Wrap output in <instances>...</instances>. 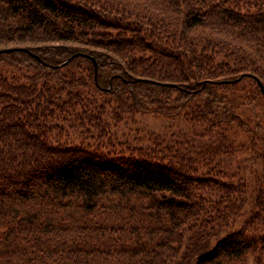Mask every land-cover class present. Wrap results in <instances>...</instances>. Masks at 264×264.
<instances>
[{
	"label": "trees",
	"instance_id": "obj_1",
	"mask_svg": "<svg viewBox=\"0 0 264 264\" xmlns=\"http://www.w3.org/2000/svg\"><path fill=\"white\" fill-rule=\"evenodd\" d=\"M3 47L0 264H264L226 168L264 162V0H0ZM142 112L190 133L113 126Z\"/></svg>",
	"mask_w": 264,
	"mask_h": 264
},
{
	"label": "rangeland",
	"instance_id": "obj_2",
	"mask_svg": "<svg viewBox=\"0 0 264 264\" xmlns=\"http://www.w3.org/2000/svg\"><path fill=\"white\" fill-rule=\"evenodd\" d=\"M12 48L13 47H3L0 49L11 50ZM166 83L170 84L169 82ZM132 123H134L135 127L141 128L146 134H147L146 130H148L150 131L149 133L151 134L158 133V134L166 135L169 133L173 137L177 138L181 136V133H185V134L190 133L189 131L190 128L188 127L187 124L183 123L182 121L176 119L173 121H169L162 117H156L155 115L149 112L137 113L134 116L129 117L127 120L119 122L113 126L118 128L119 130L122 127H128V129H131V126L129 125ZM58 127L59 129L57 131L60 132L58 135L61 137H66L64 138V140L65 141L66 139L69 140L70 142L67 141L69 143H71L72 141V143L75 145L77 143L83 144L84 143L83 140L86 139L88 136L89 139H93V132L90 130H87L89 131V134L87 132L85 134L86 136L82 135L79 138V136L75 132H73V130H71L70 128L65 127L64 125H60ZM237 136L242 140L246 139L244 134L241 135L238 134ZM58 141H59L58 145H60L62 140H58ZM78 141H80L81 143ZM226 168L238 170L239 174L243 176V178L245 179V183L247 184L250 183L253 179L264 181V162H262L261 159H259L258 157H254L251 154L243 153L241 155H237L235 161L231 162ZM246 204L247 202L241 203L242 210H246V206H247ZM237 220H239V218ZM237 220L231 223L232 227L235 226ZM221 229L219 230V232H217L218 234L222 233ZM237 261L238 262L242 261L243 264H254L253 256L251 254H245L242 256V258L238 259Z\"/></svg>",
	"mask_w": 264,
	"mask_h": 264
},
{
	"label": "water",
	"instance_id": "obj_3",
	"mask_svg": "<svg viewBox=\"0 0 264 264\" xmlns=\"http://www.w3.org/2000/svg\"><path fill=\"white\" fill-rule=\"evenodd\" d=\"M5 50L8 51V50H10V49H1L0 51H5Z\"/></svg>",
	"mask_w": 264,
	"mask_h": 264
}]
</instances>
